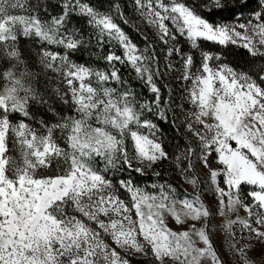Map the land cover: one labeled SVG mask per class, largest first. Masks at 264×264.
Instances as JSON below:
<instances>
[{
	"label": "snow or ice",
	"instance_id": "6c2138e0",
	"mask_svg": "<svg viewBox=\"0 0 264 264\" xmlns=\"http://www.w3.org/2000/svg\"><path fill=\"white\" fill-rule=\"evenodd\" d=\"M0 264H264V0H0Z\"/></svg>",
	"mask_w": 264,
	"mask_h": 264
},
{
	"label": "rangeland",
	"instance_id": "374dc122",
	"mask_svg": "<svg viewBox=\"0 0 264 264\" xmlns=\"http://www.w3.org/2000/svg\"><path fill=\"white\" fill-rule=\"evenodd\" d=\"M135 19H138V18H135ZM143 30H144V31H148L147 28H144ZM171 179H172V180H178L179 177L173 176V177H171Z\"/></svg>",
	"mask_w": 264,
	"mask_h": 264
},
{
	"label": "trees",
	"instance_id": "16d2710c",
	"mask_svg": "<svg viewBox=\"0 0 264 264\" xmlns=\"http://www.w3.org/2000/svg\"><path fill=\"white\" fill-rule=\"evenodd\" d=\"M123 2L125 3V4H127L128 3V0H123ZM135 18V17H134Z\"/></svg>",
	"mask_w": 264,
	"mask_h": 264
}]
</instances>
